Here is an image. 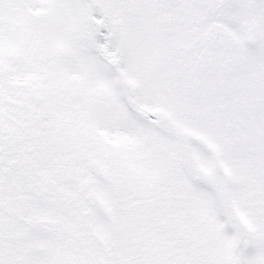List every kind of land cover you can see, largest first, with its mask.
<instances>
[{"label": "snow or ice", "instance_id": "6c2138e0", "mask_svg": "<svg viewBox=\"0 0 264 264\" xmlns=\"http://www.w3.org/2000/svg\"><path fill=\"white\" fill-rule=\"evenodd\" d=\"M0 264H264V0H0Z\"/></svg>", "mask_w": 264, "mask_h": 264}]
</instances>
